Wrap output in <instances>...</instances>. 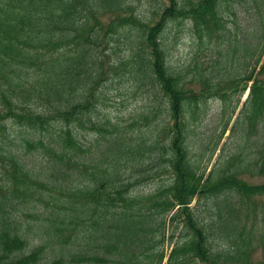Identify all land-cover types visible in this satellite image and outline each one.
Listing matches in <instances>:
<instances>
[{
    "label": "trees",
    "instance_id": "16d2710c",
    "mask_svg": "<svg viewBox=\"0 0 264 264\" xmlns=\"http://www.w3.org/2000/svg\"><path fill=\"white\" fill-rule=\"evenodd\" d=\"M129 91L145 103L130 121L100 114ZM210 100L222 126L195 159ZM234 117L237 150L208 170ZM249 178L264 180V0H0V264H264Z\"/></svg>",
    "mask_w": 264,
    "mask_h": 264
},
{
    "label": "rangeland",
    "instance_id": "374dc122",
    "mask_svg": "<svg viewBox=\"0 0 264 264\" xmlns=\"http://www.w3.org/2000/svg\"><path fill=\"white\" fill-rule=\"evenodd\" d=\"M143 6H144L143 8L147 7L145 1L143 2ZM164 46L167 53V59L171 67L175 71L182 72V74L185 76L186 75L185 68L187 67L190 61L193 47L190 44L189 36L186 35V30L184 25L180 23L179 25H177L176 22L169 25L164 40ZM188 77L189 75H187V78ZM132 94L133 93L129 91L126 100L124 99V101H121V99H118V102L113 101V103L107 104L110 107L106 109H104V107H99L100 114L103 116H108L113 121H118L121 124H125V121L129 120L130 116L134 114L136 111H139L140 108H142L145 104L141 96H137V95L133 96ZM247 95H248V89L245 91L244 94H242L240 99V105L236 113L240 110L242 103L245 101V97ZM204 110L206 111V116H204L199 123H196L195 126L192 127V131L194 130L193 132L194 136H192L191 149L193 151L195 159H198L197 155H200L198 154V146L201 147L203 145L200 142L207 141V139L216 136L217 133L220 132L222 126V118H221L222 104L219 101L217 100L208 101ZM234 119L235 117L233 118L232 122L229 125V130L226 131L223 139L221 140L218 147V151L216 152L212 161L210 162L208 170H210L213 167V165L216 163L219 154L227 155L236 152L237 146L239 145L240 142L236 141L237 140L236 136L229 138L233 134L230 128L232 127V123L234 122ZM83 134L86 135L87 138H91L93 135L92 133L89 132H85ZM255 138L257 139L258 136ZM247 152L248 150L242 151V153L244 154H246ZM208 157H209V153L206 152L204 155V160L206 161ZM245 177L247 178L248 176L246 175ZM249 179L255 182L264 181L262 178L261 179L249 178ZM166 180H167L166 177L159 178L158 180L156 178L150 179V181H147L149 182L148 184L143 185L141 187L150 184L147 188H144V189H150L152 187H156L157 185L164 183V181ZM260 258H261V253L257 251L254 255V259L259 260Z\"/></svg>",
    "mask_w": 264,
    "mask_h": 264
}]
</instances>
